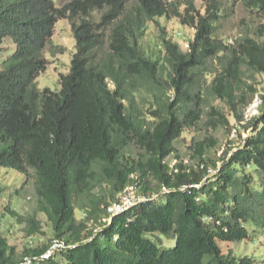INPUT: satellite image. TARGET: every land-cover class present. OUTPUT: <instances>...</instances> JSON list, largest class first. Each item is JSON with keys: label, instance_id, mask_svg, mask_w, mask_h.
<instances>
[{"label": "trees", "instance_id": "16d2710c", "mask_svg": "<svg viewBox=\"0 0 264 264\" xmlns=\"http://www.w3.org/2000/svg\"><path fill=\"white\" fill-rule=\"evenodd\" d=\"M246 5L264 17V0ZM181 7L163 0L132 6L126 0H68L62 7L55 0H0V55L7 42L13 46L0 72V169L36 173L37 212L46 215L56 241L68 246L44 259L53 241L29 243L18 255L0 230V264H264V258H237L221 247L264 235V96L260 115L246 120L245 88L252 100L258 91L242 73L245 65L264 74V42L246 37L230 48L217 39L218 0L205 14L194 2ZM172 17L196 30L189 50L165 31L154 51L144 48L149 23ZM65 19L76 39L70 73L61 77L60 91L41 90L38 78L49 65L45 52ZM258 36L264 39V24ZM224 57L212 93L252 134L211 165L208 151L218 146L212 137L193 147L198 169L183 161L171 167L175 142L203 119V99L194 92L201 71ZM211 114L215 127L230 124L219 110ZM132 145L143 153L130 161ZM131 185L147 200L118 215L109 212L114 204L107 197L96 194L109 187L115 200ZM2 198L0 186V204ZM77 208L85 222L77 220ZM6 211L27 224L29 237L40 233L37 215ZM91 220L100 230L87 232Z\"/></svg>", "mask_w": 264, "mask_h": 264}, {"label": "rangeland", "instance_id": "374dc122", "mask_svg": "<svg viewBox=\"0 0 264 264\" xmlns=\"http://www.w3.org/2000/svg\"><path fill=\"white\" fill-rule=\"evenodd\" d=\"M58 7L64 6L68 0H55ZM129 6L136 3V0H126ZM168 5L176 2L181 5V10L184 11L189 6V1L194 2L196 9L201 14L206 13L207 6L211 0H163ZM221 6V21L217 24L215 29V36L217 39L222 40L226 45H230V40L233 43L230 48H235L238 41L251 37L260 42H264L258 36V30L264 24V17L257 11L250 10L246 2L249 0H218ZM101 14L96 12L94 20L99 22ZM164 31L168 38L177 42L183 51L189 50V44L194 39L196 30L189 26L184 25L179 18H160L154 22H150L145 36L142 40V46L148 50L154 51L160 41ZM5 51L0 55V72L3 70V61L8 58L9 50L13 46L7 42L5 44ZM63 52V53H61ZM74 53H76V39L74 37L72 25L69 20H60L57 23L55 34L51 45L47 48L45 56L49 61L47 70L38 78V85L41 90L50 88L53 91L61 90V77L68 75L71 70V61ZM164 55V54H163ZM162 55V56H163ZM224 55H222L223 57ZM229 56V55H228ZM226 57L221 61L219 58L211 59L205 69L201 71L202 75L199 77V82L196 84L194 92L200 94L203 99V119L197 124L195 128L187 129L182 137L175 142L176 152L172 154L168 161L171 167H175L178 162L183 161L185 165L198 169L199 160L194 155L193 147L196 143L202 142L208 138H214L218 141V146L211 148L208 151L207 157L210 165L213 162L220 160L223 153L227 150L236 152L239 147L245 145L252 131L245 132L235 117L234 111L224 101L216 98L212 93V82L216 76L221 73L226 63ZM243 79L246 84L251 85L258 91V94L253 98V94L245 88L249 96V107L254 103L257 96H264V74H259L249 70L245 65L242 67ZM111 87L114 88L113 84ZM173 93H171L172 95ZM212 108L219 110L230 122L226 124L222 122L218 127L213 125L212 121ZM242 111V108H241ZM237 130V131H236ZM241 134V135H240ZM143 152L135 145H132L126 154V158L130 161L136 160ZM232 155V154H231ZM219 168L222 167V162L218 163ZM215 171L212 170L213 177ZM136 178V176H132ZM0 186L3 189V198L0 204V230L4 237L7 238L9 245L15 249L18 255H21L28 247L42 246L49 244L51 241L56 242L54 229L46 215L38 213L39 198L37 195V176L33 170L29 174L23 175L15 169H0ZM124 194L116 195V201L124 200ZM136 197L139 201H146L147 198L143 197L141 192L134 190ZM98 196H105L109 202L117 203L113 200V192L109 187L103 189L99 188L96 191ZM159 196L156 195L155 199ZM138 204V203H137ZM11 208L23 217H33L37 215V219L41 224L40 233L31 238L27 235L26 223L21 224L16 218H12L6 208ZM111 211V210H110ZM112 213V211H111ZM76 217L79 222H85L87 216L80 208L76 210ZM103 222L112 224V219L103 220ZM93 230H100V226L94 220L87 222V232ZM253 239L237 243H221L224 254L233 253L239 257L252 256L261 261L264 258V235L252 241ZM32 242V243H31ZM175 242L165 240L166 246H173ZM62 259V258H61Z\"/></svg>", "mask_w": 264, "mask_h": 264}, {"label": "built area", "instance_id": "2783aa9c", "mask_svg": "<svg viewBox=\"0 0 264 264\" xmlns=\"http://www.w3.org/2000/svg\"><path fill=\"white\" fill-rule=\"evenodd\" d=\"M233 43V40H230V44ZM262 104V99L260 96H257L254 103L249 107L246 115V120H250L258 115H260V106ZM246 114V113H245ZM237 131V130H236ZM136 185H131L127 188V192L124 200L119 201L115 203L113 206L109 208V212L112 215H118L121 213L126 212L127 210L131 209L133 206H135L137 203H140L139 197H136V194L134 190H136ZM111 210V211H110ZM67 245L63 241H56L52 244L50 250L46 253V255L43 256L44 259L52 257L57 252H61L62 250L67 249ZM25 264H31L30 260H26Z\"/></svg>", "mask_w": 264, "mask_h": 264}]
</instances>
